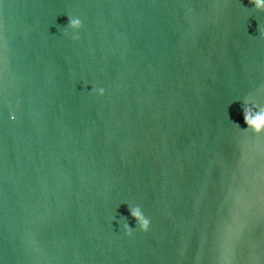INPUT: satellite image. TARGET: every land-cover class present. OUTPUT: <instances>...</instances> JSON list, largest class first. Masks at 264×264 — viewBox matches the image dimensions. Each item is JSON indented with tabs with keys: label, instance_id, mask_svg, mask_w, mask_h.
Returning <instances> with one entry per match:
<instances>
[{
	"label": "water",
	"instance_id": "water-1",
	"mask_svg": "<svg viewBox=\"0 0 264 264\" xmlns=\"http://www.w3.org/2000/svg\"><path fill=\"white\" fill-rule=\"evenodd\" d=\"M260 29L250 0H0V264H264Z\"/></svg>",
	"mask_w": 264,
	"mask_h": 264
},
{
	"label": "clouds",
	"instance_id": "clouds-1",
	"mask_svg": "<svg viewBox=\"0 0 264 264\" xmlns=\"http://www.w3.org/2000/svg\"><path fill=\"white\" fill-rule=\"evenodd\" d=\"M250 3L254 5L255 9L260 12H264V0H250ZM69 24L68 29L71 32H78L82 29L83 24L81 19L78 17H68ZM261 33L264 34V29H260ZM65 36H69V32H64ZM73 39L79 40V36L72 37ZM104 90L99 89V95L103 96ZM243 104V117L245 123L247 124V129L251 128L256 134H264V112L257 113L253 115V109L251 107L246 106V101ZM15 119V117H13ZM239 127V125H237ZM129 211L131 216L136 220V227L138 226L141 231L147 233L151 228V222L144 215L142 209L138 206L129 207ZM124 232H126L129 236L133 234V228L129 226L127 222L120 226Z\"/></svg>",
	"mask_w": 264,
	"mask_h": 264
}]
</instances>
